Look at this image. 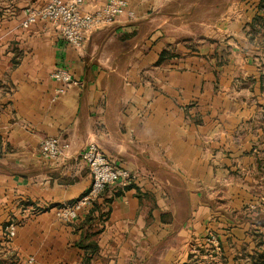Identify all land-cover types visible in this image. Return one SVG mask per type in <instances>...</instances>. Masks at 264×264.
Returning <instances> with one entry per match:
<instances>
[{"label": "crops", "instance_id": "crops-1", "mask_svg": "<svg viewBox=\"0 0 264 264\" xmlns=\"http://www.w3.org/2000/svg\"><path fill=\"white\" fill-rule=\"evenodd\" d=\"M47 1L0 0V264H230L244 231L217 210L231 178L219 179L227 152L217 145L215 85L229 89L217 36L229 31L233 3L201 32L202 0H130L134 18L97 27L76 48L49 22L23 26L26 10ZM58 69L78 80L60 94ZM49 136L68 144L64 156H42ZM93 141L139 179L109 185L63 221L56 208L91 185L82 153Z\"/></svg>", "mask_w": 264, "mask_h": 264}, {"label": "rangeland", "instance_id": "rangeland-1", "mask_svg": "<svg viewBox=\"0 0 264 264\" xmlns=\"http://www.w3.org/2000/svg\"><path fill=\"white\" fill-rule=\"evenodd\" d=\"M201 3L196 15L202 21L201 32L208 23L213 25L216 19L220 20L233 3L226 16L232 19L229 31H219L217 36L221 56L217 65L226 69L229 89L215 85L218 118L223 122L217 128V145L219 151L227 152L218 158L219 179L225 182L226 174L231 178L227 188L220 185L216 191L217 210L244 231L243 241L229 245L230 264H264V258H259L264 254V2L202 0ZM216 239L212 233L207 242L221 252ZM215 259L214 263L223 262L219 256Z\"/></svg>", "mask_w": 264, "mask_h": 264}, {"label": "built area", "instance_id": "built-area-1", "mask_svg": "<svg viewBox=\"0 0 264 264\" xmlns=\"http://www.w3.org/2000/svg\"><path fill=\"white\" fill-rule=\"evenodd\" d=\"M85 0H48L38 8H28L24 27L37 20L49 22L57 28L60 35L76 48H82L86 37L97 27L114 23L120 16L134 18L130 9V0H106L105 3L93 12H85L81 6ZM52 78L61 83L57 93H63L68 85L78 84L70 72L58 69L52 73ZM56 98V97H55ZM67 143H62L57 137H45L40 141V153L44 158L56 160L65 155ZM88 164L92 182L89 189L73 202H68L56 208V215L63 221H72L79 217L81 212L90 210L95 200L109 185H119L128 188L138 181V174L126 167L114 164L104 154L99 144L90 142L82 153ZM7 238L16 234L13 224L7 226ZM32 258L29 262H32Z\"/></svg>", "mask_w": 264, "mask_h": 264}, {"label": "trees", "instance_id": "trees-1", "mask_svg": "<svg viewBox=\"0 0 264 264\" xmlns=\"http://www.w3.org/2000/svg\"><path fill=\"white\" fill-rule=\"evenodd\" d=\"M263 2H264V0H263ZM162 55L164 56V52L162 53ZM261 257H263L264 258V254L262 255V254H260L259 255V258H261Z\"/></svg>", "mask_w": 264, "mask_h": 264}]
</instances>
